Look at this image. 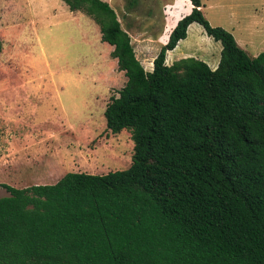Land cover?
Returning <instances> with one entry per match:
<instances>
[{"label": "trees", "instance_id": "trees-1", "mask_svg": "<svg viewBox=\"0 0 264 264\" xmlns=\"http://www.w3.org/2000/svg\"><path fill=\"white\" fill-rule=\"evenodd\" d=\"M61 1L98 27L125 77L102 115L109 133L129 132L130 163L0 184V264H264V51L248 56L188 0L144 71L107 3ZM193 23L220 45L213 70L165 64Z\"/></svg>", "mask_w": 264, "mask_h": 264}, {"label": "rangeland", "instance_id": "rangeland-1", "mask_svg": "<svg viewBox=\"0 0 264 264\" xmlns=\"http://www.w3.org/2000/svg\"><path fill=\"white\" fill-rule=\"evenodd\" d=\"M101 1L150 71L173 0H136L133 7L129 0ZM200 3L208 24L231 33L248 56L264 51L255 30L263 0ZM174 5L167 29L187 9L185 0ZM247 32L256 39L241 45L238 38ZM182 43L190 58L206 65L218 61L219 43L199 25L187 27ZM111 50L100 41L98 27L82 13L69 12L61 0H0V184L48 185L68 172L104 175L129 166V132L109 133L102 115L125 83Z\"/></svg>", "mask_w": 264, "mask_h": 264}, {"label": "crops", "instance_id": "crops-1", "mask_svg": "<svg viewBox=\"0 0 264 264\" xmlns=\"http://www.w3.org/2000/svg\"><path fill=\"white\" fill-rule=\"evenodd\" d=\"M186 1V5H187V9L185 11V13H183L182 15H180L174 22L173 24L170 26V28L167 29V24L169 22V20L171 19V16L174 12V4L176 2V0H173L172 5L168 6L167 11H166V17H165V22H164V28L162 29V34H160L159 37V43L161 45H164L167 41L168 38V34L170 33V31L172 30V28L175 26L176 22L181 19L183 16L187 15L190 10H191V5L189 3L188 0ZM201 4V3H200ZM263 6H264V0H263ZM202 7V6H201ZM200 7V11H202ZM255 30L257 31V34L260 35V39L258 41V44H260L262 42V40L264 39V14L262 15V17H260L257 21V25L255 27ZM231 34V33H230ZM232 35V34H231ZM263 36V38H262ZM186 37V36H185ZM233 37V36H232ZM234 39V38H233ZM256 39V36H250V34L247 32V34L245 35L244 39L243 38H238V41L241 43V45H245V44H249L251 45L252 41ZM184 40V39H183ZM183 40H180L176 43L175 47L171 50L166 52L165 55V64L166 65H170L172 64L174 61L180 60V59H184V58H190L193 54L191 51H188L187 48L183 47ZM235 43L237 44L236 40L234 39ZM238 46V45H237ZM239 47V46H238ZM240 48V47H239ZM241 49V48H240ZM245 52V51H244ZM246 53V52H245ZM256 55H251L250 57H255ZM204 61V60H202ZM218 62V61H217ZM217 62L213 60L212 63L208 64L207 66L210 69H215ZM206 64V63H205ZM44 185V184H41ZM50 185V184H48Z\"/></svg>", "mask_w": 264, "mask_h": 264}]
</instances>
